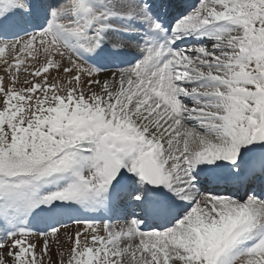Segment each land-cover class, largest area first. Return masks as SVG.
<instances>
[{
    "label": "rangeland",
    "instance_id": "1",
    "mask_svg": "<svg viewBox=\"0 0 264 264\" xmlns=\"http://www.w3.org/2000/svg\"><path fill=\"white\" fill-rule=\"evenodd\" d=\"M32 1L38 12L49 13L44 20L37 15L39 26L45 25L12 39H0V264H124L108 250L114 242L109 241L108 227L131 222L138 233L148 231L140 227L142 221L136 217L140 212L128 210L122 201L114 207L113 200L109 205L103 203L104 194L129 189V201L155 199L160 190L150 189L143 180V167L153 165L161 187L166 166H175L183 154L190 153L194 156L187 163L198 162L204 150L190 147L188 136L176 128H184L177 120L171 130H161L172 115L157 90L149 94L153 104L143 110H135L128 97L123 98L133 88L139 95L144 93L136 85L142 70L135 67L136 62L129 66L131 71L123 82H105L104 74L115 71L110 65L123 63L128 56L114 40H128L126 36L132 34L148 42L144 35L149 31L121 22L125 18L117 13L126 0H107L106 10L102 0H51L46 9L40 0H0V8L14 7L23 18L27 13L25 22L33 25L30 18H36V13L31 16L27 7ZM200 1L187 19L207 25L208 30L227 28V44L201 51L197 57L191 50L198 45L183 44L189 40L185 35L161 42L168 48L183 45L170 70L174 74L166 83L179 94L184 121H195L207 143L235 162L253 153L256 125L264 130V0ZM229 9L236 14L231 15ZM98 31L111 41L106 38L96 48L94 34ZM98 41H102L100 36ZM187 89L193 90L185 92ZM189 98L200 103L184 102ZM228 111L232 117L225 115ZM135 136L154 147L142 155ZM108 162L117 167V187L107 178ZM186 176L190 177L189 171ZM179 183L181 187L173 193L181 201L190 199L187 214L195 212L191 193L181 191L185 181ZM191 185L198 189L193 178ZM262 202L264 190L253 197V203H248V197L240 198L235 202L239 205L236 221L226 229L259 231L257 222L264 221V213L257 208L255 221L247 216L253 211L251 206ZM56 203L73 208L75 218L36 230L38 223L32 218L40 217L45 205ZM210 206L203 205L202 215L192 224L196 231L192 235L206 243L200 252L191 251L190 258L187 244L167 241L173 225L155 231L161 243L173 246L168 264H264V247L254 246L255 238L261 237L258 232L243 235L236 256L220 261L221 237L229 232L220 219L226 212L213 207L214 212L209 213ZM187 228L191 226L183 229L188 232Z\"/></svg>",
    "mask_w": 264,
    "mask_h": 264
},
{
    "label": "bare ground",
    "instance_id": "2",
    "mask_svg": "<svg viewBox=\"0 0 264 264\" xmlns=\"http://www.w3.org/2000/svg\"><path fill=\"white\" fill-rule=\"evenodd\" d=\"M110 1V0H109ZM145 2H152V0H126L124 4H121L119 17L127 18L121 19V22L125 25H131L135 26V28L145 29L152 27L155 20L152 14H149L145 9ZM103 3V9H108V3L107 0H102ZM233 5V4H232ZM119 7V6H118ZM1 11V10H0ZM16 10H12V13L15 14ZM231 15L236 14V11L234 9H229ZM115 12V11H114ZM232 17V16H230ZM234 17V16H233ZM131 18V19H129ZM187 15L180 18L178 21L174 22L170 25L166 37L167 40H171L174 38L175 35H182L187 34L190 38L194 35L200 37L199 42H190L191 45H198L192 48V52L195 53V56L199 57L201 54V51H209L212 49H216L217 46L227 44V34L229 33V30L227 28H222L218 30H209L208 26L205 27L204 25L198 24L197 22L193 20L187 19ZM118 32H116L117 34ZM154 35V34H153ZM163 35V34H162ZM94 36L97 38V41H94V43H102L106 41V38L108 41H111L110 37L104 35L103 31H98ZM98 36L101 37L102 41H98ZM129 38L128 40L125 39L124 41L121 39H118L119 42L114 40L115 45H117L118 48L122 49L123 51H126L127 60L123 63H119L117 65L110 66L109 68H114L115 71L106 72V80L105 82L112 81H118L123 82L128 72L131 71L129 66L136 62L135 67H138V69H142L139 75L138 83L136 85H141L144 93L143 95H139L138 93H135V89L129 90L123 98L126 96L129 99V103L132 105V108H135V110H143L147 106H151L153 104V100L151 96L149 95L152 90H157L159 94L162 96V99L166 101L168 105V109H171L170 114L172 115L171 118L168 120V124L166 126H163L161 129L162 131L166 132L171 130L172 126H176V122L174 120H177L179 124H183L184 128L176 127L177 130L181 131L182 133L186 134L188 136V139L190 140L191 144L190 147L193 149H203V153L200 155V160L196 163L197 168H199V172L205 171L209 172L211 174L216 173L218 176L223 177H230L231 174L234 173V175H239L241 173L242 164L233 162L232 159L226 154V152L222 150H218V147L212 146L209 143H207V139H204V137L201 135V126H198L197 123L193 120H190L188 122L184 121L185 113L184 111V105L181 104V101H179V94L175 93V90L171 88V83L167 84L166 82L171 80V76H173L174 71H170L171 68L174 66L173 62L176 60L177 55L179 54V51L182 49L183 45H178L174 48H172L171 51L168 52V48L161 43V38L155 37V36H148L147 40H150V44L146 45L144 41H141L139 36L132 37V35L126 36ZM221 37V40L218 41L217 38ZM174 50V51H173ZM160 52H167L168 56L164 57L163 55L160 56ZM159 56V57H158ZM154 77V80L152 82H149L151 78ZM148 78V81H147ZM155 82L157 83L155 85ZM164 84V85H162ZM164 86V87H163ZM193 89H187L185 92H191ZM207 88H203L202 91H206ZM184 102H187V104H196L200 103L195 99L189 98L188 100H184ZM118 112V110H117ZM162 113H169L167 110H162ZM232 112L228 111L225 115H228V117H232ZM114 118H117V114L114 115ZM166 120V118H165ZM226 122V120L224 121ZM203 128V127H202ZM174 132V131H173ZM136 138V144L140 146V150L142 155H145L147 151L152 149L153 147L148 146L147 142H139V137L135 136ZM178 138V137H175ZM121 141V140H120ZM120 141H117L119 143ZM157 154V149L155 150ZM155 154V155H156ZM151 155V154H149ZM194 154H183L181 156V159L175 166H166L164 168L161 178L162 183V193L157 194L156 196L163 194L165 192L166 187L170 186L171 191H175L176 188H180L181 185L179 181H185L182 185H185L188 183L187 180L190 179L189 176H186V170L185 167L187 166L186 162L188 159L193 157ZM150 157V156H149ZM160 163H162L161 160H159ZM236 164V167L234 168L233 165ZM216 165L224 166L228 170V172H221L218 170H213L212 168ZM159 168V167H158ZM172 169H176V171H173ZM201 169V170H200ZM254 170V169H253ZM228 173V174H226ZM168 174V175H166ZM197 174L196 170H192V176ZM250 177V174H249ZM261 179V186L259 191L264 190V176L259 177ZM201 184V182H200ZM191 191V188H188L183 193H188ZM205 191H201L198 193V197L194 198V203H196V211L191 212L190 214H185L181 218L180 224L184 223V226H188L192 229L195 217H200L202 215V211L204 210L202 207L205 204L211 205L209 213H213L214 211H211L213 207H215V210L221 211L222 213L226 212L224 216H222L220 219H222V222L224 225H231L233 222L236 221V211L239 209V205H237L235 202H233V195L228 196H221L220 194H205ZM156 199V198H155ZM153 199V200H155ZM176 196H172V200H175ZM209 201V202H208ZM219 201H222V204H219ZM248 203H253V198L248 196ZM232 204V205H230ZM250 205V204H247ZM143 205H137L135 208L142 207ZM66 206H56L54 211L59 212L65 209ZM199 208V209H197ZM250 208H253V211L250 210L247 219L248 220H257L258 216L256 214L257 208L260 209L264 213V202L255 204L254 206H251ZM221 212H217L221 214ZM172 216L177 217V214H171ZM169 217V223L167 226L172 225V218L170 215ZM48 218V215L41 216L38 220L35 221L37 224V227L40 228L41 222H44ZM151 221V219H150ZM69 222V219L65 220H57L53 221L50 224H44L47 226H51L52 223H64ZM260 229H263L264 223H262L260 219ZM264 222V221H263ZM258 223V222H257ZM188 224V225H187ZM193 224V225H192ZM149 225V224H148ZM155 226L156 229V222H153V224L149 225V229L147 230V233H138L137 229L135 228L134 224L129 222L127 223H116L112 227H108L109 229V241H114L111 244H109V251L111 254L115 255V259L123 262L124 264H168L170 260L171 251L169 250L173 246L170 245L169 242L173 243H179V244H187L188 249V258L193 255L190 254L191 251L193 252H200L202 249V244L206 243L205 240H199V238L195 235L193 236L191 233L185 231L182 227V225H173V227L168 230L167 235H169V238L167 241H164L166 243H161L163 240L159 237V234L155 232L153 229V226ZM166 226V227H167ZM188 231L190 230L187 228ZM259 229V230H260ZM229 230V229H226ZM231 230V229H230ZM157 231V230H156ZM159 231V229H158ZM230 232V231H229ZM229 232H225L221 237V249L222 253L225 254L226 248L232 249L236 248L238 246L236 239L237 237H241L242 234L238 230L237 236H230ZM197 237V238H196ZM165 240V239H164ZM180 240V241H176ZM263 240L264 245V237L261 239ZM154 245H156V248H154ZM192 246V247H191ZM255 253H258V251L255 250ZM195 254V253H194ZM255 255V254H254ZM157 256V261L154 262L153 258ZM220 258L221 255H219ZM187 258V259H188ZM229 259V258H227ZM184 263H188V261L185 259ZM252 262L248 261V264H251Z\"/></svg>",
    "mask_w": 264,
    "mask_h": 264
},
{
    "label": "water",
    "instance_id": "3",
    "mask_svg": "<svg viewBox=\"0 0 264 264\" xmlns=\"http://www.w3.org/2000/svg\"><path fill=\"white\" fill-rule=\"evenodd\" d=\"M109 177H110V178H113L111 173L109 174Z\"/></svg>",
    "mask_w": 264,
    "mask_h": 264
}]
</instances>
